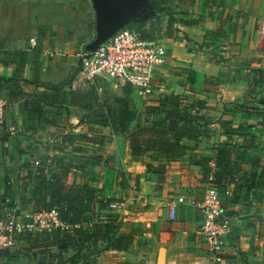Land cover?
<instances>
[{
	"label": "crops",
	"instance_id": "crops-1",
	"mask_svg": "<svg viewBox=\"0 0 264 264\" xmlns=\"http://www.w3.org/2000/svg\"><path fill=\"white\" fill-rule=\"evenodd\" d=\"M147 2L145 15L128 24L148 20L145 31L167 57L143 96L127 82L98 92L79 74L78 52L95 33L91 0H0V96L17 128L0 134V219L25 220L42 208L38 200L51 199L46 183L67 169L62 163L74 193L93 194L74 203L82 213L64 223L69 233L26 232L0 250V264H206L200 213L176 200L202 196L216 172L232 220L221 264H264V76L256 82L249 72H264V0H163L161 12ZM124 88L138 117L114 133L100 121L103 104L112 106ZM164 93L204 101L198 112L210 122L204 136L181 140L185 154L163 173L147 172L124 136L155 117L145 108ZM91 128L108 135L103 146L81 137ZM222 146L232 150L230 175L217 165ZM95 156L101 161L90 163ZM108 198L124 206L111 208Z\"/></svg>",
	"mask_w": 264,
	"mask_h": 264
},
{
	"label": "built area",
	"instance_id": "built-area-1",
	"mask_svg": "<svg viewBox=\"0 0 264 264\" xmlns=\"http://www.w3.org/2000/svg\"><path fill=\"white\" fill-rule=\"evenodd\" d=\"M53 54L50 52V55ZM78 56L79 74L93 84L97 91H101L103 82H127L143 96H148L154 90L155 70L166 63L167 54L159 39H146L141 37L138 30L123 27L96 49H80ZM6 111L7 99L0 96V134L13 135L17 128L7 120ZM207 179L202 196L189 199L180 196L176 201L188 204L200 213L197 231L203 237L209 254L206 264H221L222 251L231 234L232 220L225 213L221 193L213 183V175L210 174ZM109 206L120 209L124 202L111 201ZM26 217L24 220L10 215L0 219V250L13 247L17 237L26 232L67 228L60 220L57 207L35 211Z\"/></svg>",
	"mask_w": 264,
	"mask_h": 264
},
{
	"label": "trees",
	"instance_id": "trees-1",
	"mask_svg": "<svg viewBox=\"0 0 264 264\" xmlns=\"http://www.w3.org/2000/svg\"><path fill=\"white\" fill-rule=\"evenodd\" d=\"M154 5V8L158 11H163L165 8L161 6L163 0H150ZM158 4V5H157ZM148 20H137L128 24L126 27L134 28L139 31L141 37L151 39L145 31V26ZM213 37H218L219 32L213 31ZM254 72L258 75V81H262L264 72L261 68H251L249 72ZM102 89L104 91L108 83H102ZM126 84V83H125ZM95 92V88H92ZM99 92V91H98ZM126 95H117L113 98L112 106L110 104H103L105 114H101V123L112 127L114 133L127 127L131 121L138 117V112L129 100L127 93L128 90L124 88ZM98 99V96H97ZM239 106V104H235ZM205 107L204 101L194 99L191 97H180L173 93H164L159 96L157 101L153 104L146 106V112L154 115L155 117L148 123H141L137 120L135 128L125 134V139L128 141L129 154L134 159L141 161L145 165L147 172L163 173L170 165V161L174 158L180 157L186 152V145L181 142L183 138H199L206 134L208 130L209 119L207 116L199 114V110ZM101 109V108H100ZM84 141L90 144L92 147H101L108 140V135L103 134L97 128H91L83 136ZM71 138L66 136L62 141H71ZM232 150L226 146H222L218 149L217 153V165L222 167V172L230 175L233 168L232 162ZM101 159L95 156L90 163H99ZM62 167L68 165L62 163ZM66 170H63L60 177H57L56 183L52 184L47 182L45 189H48L46 193H49L51 199L48 202L40 201L41 210H48L52 207H57L59 211L60 220L63 223L69 225L75 224L78 221V217L82 212L74 209V203H84L93 199V194H88L86 190L80 191V193H74V187L65 183ZM221 172H216V178L213 176V183L217 186ZM42 187V186H40ZM39 189V187H38ZM81 190V189H80ZM42 192V189H41ZM43 193V192H42ZM111 198L106 199L108 203L111 202ZM45 202V203H44ZM85 219V218H82ZM73 228V226H72ZM69 228L54 227L50 231H60L61 234L69 233ZM74 229V228H73ZM80 228H76L75 231H79ZM54 232V231H53ZM83 234L85 232H82ZM116 238H112V244ZM126 240V239H125Z\"/></svg>",
	"mask_w": 264,
	"mask_h": 264
},
{
	"label": "water",
	"instance_id": "water-1",
	"mask_svg": "<svg viewBox=\"0 0 264 264\" xmlns=\"http://www.w3.org/2000/svg\"><path fill=\"white\" fill-rule=\"evenodd\" d=\"M95 9V33L85 50H94L129 22L145 15L147 0H91Z\"/></svg>",
	"mask_w": 264,
	"mask_h": 264
}]
</instances>
